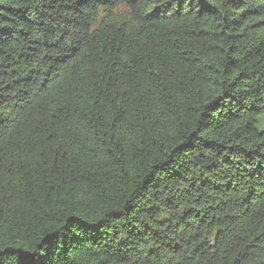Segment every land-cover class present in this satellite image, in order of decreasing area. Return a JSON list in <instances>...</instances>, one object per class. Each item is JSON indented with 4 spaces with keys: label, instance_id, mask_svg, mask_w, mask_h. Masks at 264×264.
<instances>
[{
    "label": "trees",
    "instance_id": "trees-1",
    "mask_svg": "<svg viewBox=\"0 0 264 264\" xmlns=\"http://www.w3.org/2000/svg\"><path fill=\"white\" fill-rule=\"evenodd\" d=\"M0 264H264V0H0Z\"/></svg>",
    "mask_w": 264,
    "mask_h": 264
}]
</instances>
